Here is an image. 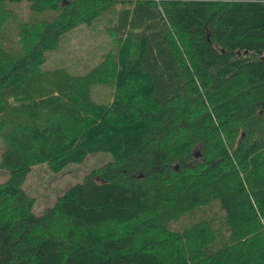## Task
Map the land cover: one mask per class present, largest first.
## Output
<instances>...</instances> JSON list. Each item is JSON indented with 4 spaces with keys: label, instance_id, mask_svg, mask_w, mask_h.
I'll return each instance as SVG.
<instances>
[{
    "label": "trees",
    "instance_id": "obj_1",
    "mask_svg": "<svg viewBox=\"0 0 264 264\" xmlns=\"http://www.w3.org/2000/svg\"><path fill=\"white\" fill-rule=\"evenodd\" d=\"M71 32L94 44L107 35L114 51L70 68ZM111 59L120 69L105 106ZM194 79L205 95L191 96ZM261 103L264 0H0V264H165L167 253L171 264H247V226H264V116L249 114ZM229 128L238 142L211 143ZM76 152L112 160L34 214L24 179L35 165L79 162ZM205 206L221 219L171 243L151 226L99 237L139 219L163 230ZM254 263L264 264V244Z\"/></svg>",
    "mask_w": 264,
    "mask_h": 264
},
{
    "label": "rangeland",
    "instance_id": "obj_2",
    "mask_svg": "<svg viewBox=\"0 0 264 264\" xmlns=\"http://www.w3.org/2000/svg\"><path fill=\"white\" fill-rule=\"evenodd\" d=\"M115 8V7H114ZM114 8L111 9V15L110 17H113L115 14ZM98 23H94V25H106L108 23V20H101V21H95ZM85 28V27H84ZM82 30V29H81ZM84 32L86 29H83ZM90 31V30H89ZM76 32H71L69 37V40L71 42V46L68 50L65 52L67 53L66 56L68 57V64L70 68L72 67H78L80 68L81 63L83 60L91 59V56L94 57L93 61L94 63H99L100 57H95L99 52H103L107 48V46L111 45L108 36L100 35L99 44H94V39H86L84 33L80 35H76ZM186 39L185 35L179 34V33H172L171 34V43L177 49L179 52V55L177 56L178 61L182 62V64L185 66V64H188L186 55V44L184 43ZM100 45V46H99ZM65 47V46H64ZM97 48V49H96ZM96 49V50H95ZM99 50V52H98ZM111 51H114V48L111 45ZM100 54V53H99ZM110 60V59H109ZM108 60V61H109ZM99 61V62H98ZM124 62V61H123ZM47 64V61H46ZM109 66V72L108 74V81L109 84L106 87V97L104 98L105 106H108L111 102V99L113 100V89L111 85L113 84L115 71L117 72L120 67L119 64L115 63V60L110 61ZM68 67V66H67ZM188 68H190L188 64ZM131 76L133 80H135V83H137L138 78H140L137 73L136 69L131 73ZM141 79V78H140ZM192 91L190 90L191 96L198 95L199 92L201 94L205 95L206 91V83H200L194 79V82L192 85H190ZM196 89V91H195ZM142 91L140 92V94ZM250 117L257 116V117H263L264 116V103H261L260 105H253L250 109ZM254 113V115H252ZM252 115V116H251ZM88 123V122H87ZM93 124V123H91ZM98 129V127H97ZM98 131L102 135V137L106 138L105 130L101 129L99 127ZM98 132V133H99ZM230 128L228 129L227 133V140L222 135H219L217 137L210 138V141L212 143H218L219 145H224L226 142V145L229 142H238L240 138L242 137V133L239 131L236 133V135H232ZM234 140V141H233ZM81 152V150H80ZM80 152H76L75 154H79ZM194 152V158L198 159L199 151L195 150ZM0 153H1V146H0ZM79 162L74 160L75 157L72 156L70 158L69 162L61 167H57L59 171H52L51 168H49L47 165H35L31 169V173L27 176V178L24 179L22 183V187L28 197H31L33 199V205H32V211L36 215H42L45 214L46 211L51 208L50 211L54 210L53 206L54 203L57 202V200L61 197L62 192L66 191L67 189H70L75 184H81L82 180L86 178V175H89L90 173L98 170V168L102 165H105L108 162H111L112 156L102 153H81L78 155ZM194 159V160H196ZM73 160V161H72ZM92 175V174H91ZM7 179V175L4 172L0 171V184H3L4 181ZM208 206L203 207L202 209L191 211V213L186 215H180L179 219L173 223H170V225H166L165 229H161L163 226L160 224H157V222L152 221L151 223H147L144 220L139 219L138 222L134 223H126L125 225L118 226H109V227H101L98 230L99 237L101 236H107L108 234L114 235V233H117L119 235H123V237H126L127 235H132L131 230L135 228H139L140 226H143L145 229H147L148 226H151L152 237H156L157 234H159V239L162 240V244H164V241H174L173 238H175L176 233L184 231L186 228L190 227L191 224L198 223L199 221H202L204 219L210 220L212 215H215L216 221L220 218V213L218 212V209L215 207H212L211 210H209ZM62 226V221H59L56 223V229L55 232L59 233V229ZM133 226V228H131ZM247 235L245 236L246 245H247V252L249 253V261L247 264H255L254 263V256L256 249L264 244V226L262 225V220L260 218L256 219L254 222H251L248 226ZM136 244V250H140V246L138 244V241L135 242ZM170 253H167V257L165 258V264H171V256H169Z\"/></svg>",
    "mask_w": 264,
    "mask_h": 264
}]
</instances>
